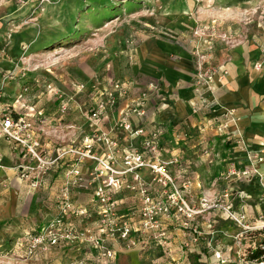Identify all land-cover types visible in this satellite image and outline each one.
<instances>
[{
  "label": "rangeland",
  "instance_id": "1",
  "mask_svg": "<svg viewBox=\"0 0 264 264\" xmlns=\"http://www.w3.org/2000/svg\"><path fill=\"white\" fill-rule=\"evenodd\" d=\"M244 33L264 35V0H0V107L29 122L28 132L45 155L53 156L56 148L77 150L85 137L113 126V113L106 127L90 119L108 77L124 82L127 101L147 92V113L151 90L156 85L160 88L161 82L156 77L147 78V84L138 87L134 66L140 43L149 46L160 39L179 46L193 37L187 40L195 44L191 53L200 54L201 71H205L210 60L204 58L206 54L221 55L228 45L231 47L234 37ZM199 44L208 49L202 52ZM209 62L214 70L211 86L203 84L202 92L206 99L215 101V66ZM195 80L196 74L192 78L194 100ZM80 84L83 87L78 91ZM17 85L16 91L11 90ZM160 94L152 98L153 109L161 103ZM61 101L66 104L64 110ZM214 104L209 110L193 113L205 118ZM180 126L158 123L147 130L159 131L154 156L159 162H170L164 168L171 183L159 186L150 170L143 168L139 173L144 186L116 192L106 189L116 216L131 227L125 237L115 230L100 231L102 209L94 199L99 178L93 168L103 166L68 152L51 167H38L36 161L24 156L19 141L0 136L23 160L15 177L7 174L5 183L0 176V264H220L216 254L228 258L230 264H239L233 260L244 258L243 236L249 232L243 225L253 230L264 228L259 226L264 215V173L257 170L264 164V149H250L241 135L233 138L229 134V139L209 140L201 150L197 144L200 129ZM111 134L120 147L142 150L139 140L127 133ZM229 142L243 144L242 158L248 164L237 165L232 160L227 168H248L244 182L243 176L224 178L225 170L220 174L223 168L210 161L239 157ZM97 155L105 158L99 150ZM26 164L33 168L24 175L20 165ZM71 167L82 171V181L75 182ZM124 180L131 183L130 176ZM226 191L231 199L224 197ZM143 194L151 197L148 205ZM248 204L257 207L254 216ZM62 206L68 209L61 220L70 238L43 244L28 254V240L61 217ZM145 207L149 208L148 216L143 215ZM225 207L243 216V225L232 219Z\"/></svg>",
  "mask_w": 264,
  "mask_h": 264
},
{
  "label": "crops",
  "instance_id": "2",
  "mask_svg": "<svg viewBox=\"0 0 264 264\" xmlns=\"http://www.w3.org/2000/svg\"><path fill=\"white\" fill-rule=\"evenodd\" d=\"M192 39L189 38L179 42V46L160 39L149 46L144 42L137 46L134 69L138 75V87L142 86L143 88L148 82L147 78L152 77L160 79L161 87L159 88V85L157 87L155 84V89L151 90L154 91L151 93L153 95L150 100L152 104L150 103L147 113L138 117L130 116L131 125L134 128L142 126L146 130L155 128L158 123H171L177 127H181V124L189 127L196 126L200 129L198 133L200 134V140L197 144L198 149L201 150L208 145L209 140L217 141L224 138H234L237 134L241 135L250 145V149H264V35L256 36V34L250 33L247 35L244 33L234 37L231 40V47L228 45L221 55H213L211 52L206 54L207 56L204 58L210 59L215 66L214 81L217 89L214 107L212 111L205 115V118L194 114L191 107V102L194 100L192 78L197 73V63L202 60L200 54L191 53L190 49L195 44L188 43L187 40ZM198 47L202 49V52L208 49L205 44H199ZM256 66H260V68L257 69ZM222 68L225 73L220 70ZM110 78H105V83ZM139 78L146 80L140 81ZM17 88H19L18 85L16 88L11 86V90L16 91ZM139 91L141 90L136 93ZM157 92L162 95L160 97L161 103L153 109L152 98ZM230 111L233 113V119L230 122L228 120L226 133H222V130L220 131L215 124L209 125V123L215 121L214 119H217L218 122L228 119L231 116L224 118L223 115ZM112 113L108 111V116ZM113 114L115 115V113ZM114 115L113 123L115 121ZM108 118H102L100 125H107ZM113 123H110V125ZM106 130H109V128L106 127ZM116 134L121 136L125 133L118 131ZM167 137L170 139L171 135L167 133ZM227 144L231 146L232 151L238 150L241 155L239 157L236 155L231 156V158L225 159L226 161L224 159H221V161L211 159L210 161H213L216 166L219 163L220 170L223 168L222 171H219L220 174L224 170L226 171L228 161L233 160L232 162L237 165L248 164V160L242 158L245 155L241 146L231 142ZM22 161L18 151L12 148L9 141L0 138V176H4L2 180L5 183L7 174V176L15 177L16 168ZM202 166L204 164L200 163V167ZM257 170L264 173V164L260 163ZM244 178H241L243 182ZM247 207L251 216H254L257 207L252 204H248Z\"/></svg>",
  "mask_w": 264,
  "mask_h": 264
},
{
  "label": "built area",
  "instance_id": "3",
  "mask_svg": "<svg viewBox=\"0 0 264 264\" xmlns=\"http://www.w3.org/2000/svg\"><path fill=\"white\" fill-rule=\"evenodd\" d=\"M210 60H207V69L205 71L202 70L201 64L197 63V73L195 80V92L197 93L196 100L191 102L192 111L196 113L199 110H209L212 108L214 100L206 99L203 95L202 89L203 84H206V87L211 86V79L214 70L211 71ZM209 62V63H208ZM205 63V64H206ZM259 67V66H258ZM83 87L82 84L78 86V91ZM50 88V87H49ZM128 89L125 87L124 82L120 80H113L110 78L107 83L103 86L101 91L95 100V106L91 110L90 119L94 120L95 124H98L102 118L108 117V111L116 114V120L113 123V126L109 127V130L97 129L94 134L89 137H85V140L82 144V147L77 150H63V148H56L55 154L53 156H47L44 152L39 150V143L37 140L33 141V136H30L28 132V128L30 126L29 122L26 119L19 117L16 118L14 113H11L10 109L0 107V136L9 137L16 141H19L25 150V155L30 158V160L36 161L38 167H43L45 169L54 165L58 159L62 158L66 153L72 152L77 155L79 160L91 159L97 162V164L101 165V169L94 170V176L99 178V183L95 192V202L98 208L100 207L102 210L101 213V221H100V231L110 230L112 232L119 231V236L125 237L131 231V227L126 220L121 221L122 218H118L116 215V211L113 203L110 201V196L107 194L106 189L111 192L121 191L122 189H126L129 187L135 186H144L142 182V177L139 173L143 168H147L150 170L152 177L157 181L159 186H167L168 183H171V177L168 172L165 170L164 166L168 165L170 162H159L156 160L154 153L157 151V140H158V130L147 131L142 126L133 127L129 120L130 116H143L145 115V104L147 103V92H141L135 99L127 101L126 94ZM54 95H58L60 98L61 95L57 92V90L53 91ZM119 103H122L119 106ZM61 107L64 110L66 108V104L61 101ZM114 111V109H116ZM231 112H226L223 117L226 118L230 116ZM211 122L209 125H217V128L222 133H226L225 130L228 128V120L229 122L232 120V117L224 121L218 122L217 119ZM24 130L26 134L21 135L20 132ZM127 133L131 139H138L141 145L142 150L147 151V154H144L141 151L137 150L134 147L123 146L120 147L117 140L112 136L111 132L114 134L116 132ZM241 144L243 142H240ZM243 147V144L241 145ZM103 153L105 156L104 159H101L100 156L97 155V151ZM23 155V152L21 153ZM258 160H261L259 157ZM78 164V163H77ZM22 169H24V175L27 173L28 169L33 167L29 165H20ZM70 173H74L73 177L75 178V182L77 183L83 180L82 171L80 172L79 168H70ZM248 168H234L229 167L225 171L224 178H240L246 177L249 175ZM90 174V172H89ZM91 178L92 176L89 175ZM100 179V177H103ZM126 176H130L131 183H128V180H124ZM141 180V183H140ZM68 183V181L66 182ZM65 183V184H66ZM72 184V183H71ZM66 192H69V189H65ZM144 193V190H143ZM231 193L225 192L224 197H230ZM65 197V196H64ZM236 198H241V196L236 195ZM146 204L151 201V197L149 195H144ZM229 216L237 221L239 224L243 225V216L239 217L236 214L232 213L229 208L225 207ZM145 211L143 215L148 216L150 214L149 208L145 207ZM68 210V209H67ZM67 210L62 206L61 217H57L54 220L50 221L46 226L42 227L41 232H36L31 236L28 240L27 244V253L32 254L36 248L43 244L53 245L57 243L61 238L67 237L70 238V234L67 227H63V222L61 219L64 218ZM261 225L260 228L264 227V215L261 214ZM119 225V226H118ZM153 225V224H152ZM155 225V224H154ZM246 231L253 230V227L248 225H243ZM66 231V232H65ZM63 232V234H62ZM259 249L262 251L258 257L250 258V259H234L233 262L239 264H264V243H260L258 245ZM216 259L220 264H230V260L225 257H221L219 254H216Z\"/></svg>",
  "mask_w": 264,
  "mask_h": 264
},
{
  "label": "trees",
  "instance_id": "4",
  "mask_svg": "<svg viewBox=\"0 0 264 264\" xmlns=\"http://www.w3.org/2000/svg\"><path fill=\"white\" fill-rule=\"evenodd\" d=\"M255 236H260L261 238L256 239ZM243 237V239H246V242L244 244V251L242 252V256L244 257V259L258 257L262 252L259 249L258 245L260 243H264V228L249 231Z\"/></svg>",
  "mask_w": 264,
  "mask_h": 264
}]
</instances>
